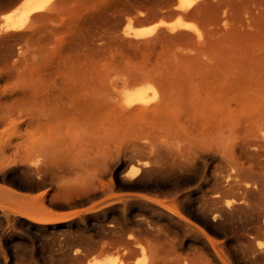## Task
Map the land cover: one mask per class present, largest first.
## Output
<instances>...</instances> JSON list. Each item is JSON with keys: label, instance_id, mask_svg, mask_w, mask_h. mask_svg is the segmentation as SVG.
<instances>
[{"label": "rangeland", "instance_id": "rangeland-1", "mask_svg": "<svg viewBox=\"0 0 264 264\" xmlns=\"http://www.w3.org/2000/svg\"><path fill=\"white\" fill-rule=\"evenodd\" d=\"M18 1L0 0V16ZM60 1L65 4L60 15L44 26L57 33L59 47L43 70L45 84H27L28 71L23 77L12 72L9 76L15 77L0 78V91L61 87L64 67L70 84H87L93 94L99 90V97L110 99L125 80L148 77L154 84H181L190 71L199 73L227 55L235 62L231 76L244 73L245 84H264V0L236 5L210 0V8L201 5L184 17L194 32L163 30L144 40L122 34L127 20L133 18L136 27L172 22L176 0ZM33 23L0 32L1 66L33 57L36 42L24 36L40 26ZM75 127L29 133V141L57 138V161L71 168H61L55 177L42 178L15 164L4 167L0 156V264H87L106 256L116 264H264V147L246 144L241 125L234 136V161L224 158L221 146L201 149L198 160L183 158L174 143L175 153L171 146L163 149L172 157L164 160L168 166L158 169L150 163L137 175L131 174L136 161L127 151L133 133L146 137L143 125L119 137L105 135L97 121ZM259 138L264 141V128ZM136 241L148 250L140 251Z\"/></svg>", "mask_w": 264, "mask_h": 264}, {"label": "bare ground", "instance_id": "bare-ground-1", "mask_svg": "<svg viewBox=\"0 0 264 264\" xmlns=\"http://www.w3.org/2000/svg\"><path fill=\"white\" fill-rule=\"evenodd\" d=\"M209 1L176 0V4L172 10L173 15L176 16L174 21L166 22L161 20L153 25L136 27L133 25V18H129L122 34L126 37L144 40L163 30L170 33H177L181 30H192L191 26L184 21V17L198 10L201 5L207 6ZM215 1L218 4L221 2H233L234 4L237 2L239 4L244 0ZM63 5L65 4L60 0H19L10 10L0 16V32L2 33L22 30L28 25L31 26V24H33L31 27H34L37 25V23L34 25V21H38L40 25L37 28L35 27L36 29L34 28L30 33L24 35L31 41L36 42L34 43L37 46L35 45L36 49L33 57L24 60V63H21L22 60L16 58L13 59V63L9 65L5 64L10 68L8 73L4 72L6 66L4 67L0 64V78L4 79L9 74L14 75L12 72L18 74L17 77H23L26 71H28V78L31 81L27 84H45L47 75L44 77L43 70H47L54 56L53 54H57L59 47L56 43L57 33L55 31L52 32V28L50 27L51 32L47 31L44 26L60 15ZM245 5L247 6V4ZM140 14L142 15L143 12ZM207 17L209 16L207 15ZM184 35L189 34L184 33ZM60 54L62 56V53ZM37 56L40 59L39 62L36 60ZM232 67H235V62L231 61L229 55L218 56L215 62L199 68V73L202 72L205 76L201 75L200 77L199 73L192 74V71H190L189 75L183 76L180 79L181 84H174V80L172 81L173 84H154L148 77H140L132 81L125 80L120 90L119 87L121 85L117 86L119 90L118 94L112 95L110 99H102L105 98L104 96L102 98L99 97L101 95H98L101 92L99 90L98 93L93 94L92 89L90 90L86 86L87 84L83 87L72 85L73 83L70 84V76L64 67L59 71L61 87L30 89L26 86H18L19 88L17 89L7 90V86L4 88L5 90L0 91V156L4 167L15 164L23 166V168L30 167L33 173L42 178L47 176L55 177L61 168H71L66 165H69L70 162L65 164L67 167H64L62 164L64 162L57 161L60 153L58 142H56L57 138L49 140L38 138L39 140L29 141V133L34 130L43 132L45 129L55 132L63 127H67V129L75 127L76 123L92 124L94 121L101 123L105 127L104 132L108 137H119L126 133L129 136L134 132L132 131V126L143 125L146 137H142V133L137 131L130 136L129 140L131 145L127 152L136 161L134 163L135 168L131 171L133 175H137L140 170L144 167L146 168L150 163L155 164L154 167H158V169H160L159 167L168 166V164L166 165V161L172 157L171 154L170 157L168 156L169 153L165 155L167 151L164 152L163 149H166L164 148L165 146L170 149L172 145H175L174 143L177 144L178 147L176 148L179 155L183 158L188 155L194 157L192 159H197L196 157L204 152L201 149L206 147L211 149V147L221 146L219 148L221 150L224 149V158L232 160L236 155V151L234 153V136L240 125L247 134L245 136H248V143L245 142L246 144L249 146L263 145L264 147L262 137L259 138V131H263L264 128V84H245L246 75L244 73H242L241 77L237 78L234 74L235 76H232L235 78H233L231 76ZM192 69L195 70V68ZM196 70L195 72H197ZM11 77L9 76V78ZM102 94H104V90ZM77 130H79L78 133L83 131L81 129ZM175 139L178 141L174 142ZM179 140L184 141V144H186L183 145L182 141ZM69 143L71 145L73 141L71 140ZM172 149H174V146L170 150L175 153ZM175 155V157L179 156ZM223 156L220 157L223 158ZM76 158H79V156H76ZM165 159L166 161H164ZM77 160H73V165L75 162H78ZM164 162L165 164H160ZM0 165H3L2 162ZM248 186L249 184L247 186L245 184V187ZM134 243H136L140 251L145 252L148 250V246L146 247L143 243L139 241ZM137 263L143 264L141 262ZM87 264H116V261L106 256L103 258H93Z\"/></svg>", "mask_w": 264, "mask_h": 264}]
</instances>
